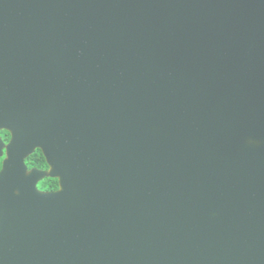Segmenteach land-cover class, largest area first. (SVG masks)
<instances>
[{
  "label": "water",
  "instance_id": "obj_1",
  "mask_svg": "<svg viewBox=\"0 0 264 264\" xmlns=\"http://www.w3.org/2000/svg\"><path fill=\"white\" fill-rule=\"evenodd\" d=\"M1 130L0 264H264V0H0Z\"/></svg>",
  "mask_w": 264,
  "mask_h": 264
},
{
  "label": "flooded vegetation",
  "instance_id": "obj_2",
  "mask_svg": "<svg viewBox=\"0 0 264 264\" xmlns=\"http://www.w3.org/2000/svg\"><path fill=\"white\" fill-rule=\"evenodd\" d=\"M24 51H32V50H24ZM64 51H68V50H64ZM69 51H71V50H69ZM70 55H71V52H70ZM47 57H49V55H47ZM0 136L2 137V139H3V141H4V143L6 144V145H8L9 143H10V141H11V139H12V134H11V132L10 131H8V130H1L0 131ZM4 156L2 157L3 158V161H4V159L6 158V150H4ZM42 154V156H43V158H44V160H45V166L43 167V168H40V167H36V166H32V163H33V161L32 160H30V158L33 156V155H35V154ZM25 162H26V165L28 166V169L29 170H32V169H37V170H40V171H44V172H49V170H50V166H49V164H48V161H47V159H46V156H45V154H44V152L42 151V149H40V148H37L36 150H35V152L33 153V154H31L26 160H25ZM2 165H3V163H2ZM50 179H57L58 180V182H59V179L58 178H52V177H50V176H46V177H44L42 180H40L39 182H38V185H37V187L41 190V191H44V192H54V191H56V190H58L59 188H60V184H59V188L57 189H55L54 187H52L51 185H47V183H48V181L50 180Z\"/></svg>",
  "mask_w": 264,
  "mask_h": 264
},
{
  "label": "trees",
  "instance_id": "obj_3",
  "mask_svg": "<svg viewBox=\"0 0 264 264\" xmlns=\"http://www.w3.org/2000/svg\"><path fill=\"white\" fill-rule=\"evenodd\" d=\"M30 160L33 161L32 166H36V167H40L43 168L45 166V160L42 156V154H35L33 155ZM2 163H3V158H0V171L2 169ZM47 185H51L52 187H54L55 189L59 188V182L57 179H50L47 183Z\"/></svg>",
  "mask_w": 264,
  "mask_h": 264
}]
</instances>
